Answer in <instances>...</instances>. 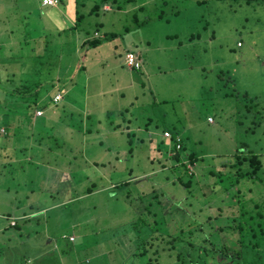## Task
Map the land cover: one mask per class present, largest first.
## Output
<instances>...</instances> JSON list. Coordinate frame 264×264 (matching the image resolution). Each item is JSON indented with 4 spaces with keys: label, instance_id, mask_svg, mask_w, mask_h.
Listing matches in <instances>:
<instances>
[{
    "label": "rangeland",
    "instance_id": "obj_1",
    "mask_svg": "<svg viewBox=\"0 0 264 264\" xmlns=\"http://www.w3.org/2000/svg\"><path fill=\"white\" fill-rule=\"evenodd\" d=\"M76 1L85 14L102 0ZM109 3L63 29L39 0H0V127L10 122L14 138L12 113L19 120L26 108L19 125L34 139L22 161L38 154L32 130H41L38 159L61 171L27 195L32 208L22 200L24 217L6 215L14 205L0 197V264H239L232 162H264V0ZM165 131L183 139L184 161L198 157L191 183ZM7 137L0 130V146ZM140 216L149 222L135 226Z\"/></svg>",
    "mask_w": 264,
    "mask_h": 264
},
{
    "label": "trees",
    "instance_id": "obj_2",
    "mask_svg": "<svg viewBox=\"0 0 264 264\" xmlns=\"http://www.w3.org/2000/svg\"><path fill=\"white\" fill-rule=\"evenodd\" d=\"M200 1L205 2L206 0H200ZM235 1H240L242 3L260 2V0H235ZM109 2L110 0H102L99 3H95V5L92 8H90L85 14L82 12L79 13V10L77 9L76 25L79 26L80 25L79 23L82 22V20H84V17L86 15L93 14V13H95L96 15H99L98 11L101 8V5L103 3H109ZM96 40L97 39H92L91 45L95 43ZM140 69H137V70H140ZM38 84H40V81H37V85ZM49 102H46V105L44 104V106H47ZM7 109L8 108H6V110ZM26 110H27L26 108L25 110L24 109L22 110L23 112H22L21 119L17 120V117L15 119L16 120L15 123L19 127L22 126V125H19V123L22 122V117H24L23 115L26 116L27 114ZM3 113H7V112L5 111ZM9 123L7 125L10 126L11 124ZM7 127L8 126H5L4 133H5V130L7 131L8 129ZM29 127L31 126L29 125ZM129 128L130 127H128V129ZM129 131L130 130L127 131V135L130 137L131 132ZM177 134L178 133H175V135ZM37 135H38L37 142L39 143L40 146L35 147V148L38 149V154H37L38 156L42 154V152L39 149H42L41 145L44 143L45 134L40 131L39 134ZM8 138H9V134L6 139L9 140ZM129 141L131 143L132 141L131 138L129 139ZM179 143L181 144V147L177 149L176 148L177 143L175 140V151L173 152L171 157L173 158L174 162H177V164H179L178 166L181 167L182 171L189 178L188 179L189 183H191L192 177L196 175L199 169L196 164L198 157L194 153H188V156H187L188 159L187 161H184L182 159V156L184 155L182 151L185 149L183 145V139L180 138ZM0 157L8 158V156H5V154L3 153L0 155ZM234 158H235V161L232 162V165L236 169V175H235V180L233 184L235 183L237 186L236 195H237V202L240 204V212H239V216L236 219V221L238 222L236 224L234 223L233 224L234 226L232 225L231 229L237 231L238 240L242 248L243 261H240L239 264H264V199L261 202H259L257 199V197L260 195H263L262 198H264V177L260 175V173L264 169V162L263 160L259 159L257 155L247 156L243 159L241 158L240 155H235ZM245 159L247 160V163H248L247 167L243 166V160ZM210 172L215 174L213 169H211ZM178 177H180L178 178L179 181L182 180L181 174ZM219 180H223V178H219ZM224 188L229 189V187L228 188L224 187ZM243 190H248V191H243ZM242 193H244V197H245L244 199H241L239 197L241 196ZM156 206L157 205L155 204L154 208H152L151 206L147 205L145 215H147V217L150 214H153L152 216L157 215L158 208L155 209ZM144 217L140 216L138 218L139 222L136 224L134 222V225L137 226L142 221L145 224L146 222H149V219L144 218ZM234 219H233V222H235ZM163 221L165 222L163 218H155V222H157L158 224H161ZM19 227H20L19 223L18 224L16 223V225L14 226L15 229ZM69 241L71 240L69 239ZM58 245H59V248H61L60 251L63 253L64 252L66 253L67 247L65 248V246L61 244L59 241H58ZM68 258L70 257L68 256ZM148 264H152V262Z\"/></svg>",
    "mask_w": 264,
    "mask_h": 264
},
{
    "label": "crops",
    "instance_id": "obj_3",
    "mask_svg": "<svg viewBox=\"0 0 264 264\" xmlns=\"http://www.w3.org/2000/svg\"><path fill=\"white\" fill-rule=\"evenodd\" d=\"M62 0H58V2L53 5H46L43 3V0H39V3L41 4L42 10H44V13L48 14L52 19L55 21L59 22L61 27L64 28H69L72 27L76 23V18H77V1L76 0H68L67 3H63L62 6ZM111 6V5H110ZM142 60V59H141ZM143 65V63H142ZM61 92V91H58ZM57 92V93H58ZM3 120H5L8 115L7 113H3ZM14 115V114H13ZM37 115V114H36ZM16 115L14 116V120L16 119ZM16 121V120H15ZM4 122L2 123V126L0 127L1 129H5L4 127ZM18 126V125H17ZM11 126H8L7 134H9V137H11L9 140L5 138V141L2 146H0V155L3 153V149H7L6 147L10 146L11 149L16 150V157L13 159H8L7 157L2 158L0 157V166L2 167V171L0 172V197L1 198H9L10 199V204L14 205V209L11 210L10 212L5 213L8 216H13L17 217L18 219L22 217L24 214L27 215L26 213L23 214L21 213L18 209L19 206L26 205V201L22 200H27L29 198L27 205L30 203V193L34 192H46L48 187L43 185V180L44 179H51L52 176L55 174H52L51 176H48V173L50 170L56 172V176H59L61 174V171L59 168L54 167V164L48 163L46 161H40L38 159V156H33L31 159H28L26 157V160L22 161L21 159V153L25 150L28 149V146L33 143V139L30 136H28L25 132H22L23 127H19L16 131H14V138H12V129L10 128ZM32 127H30L31 129ZM25 129V128H23ZM26 130V129H25ZM27 131V130H26ZM34 135L38 136L39 132L41 130H32ZM18 134H15V133ZM117 130H112L107 134L115 135ZM87 133V129L85 131ZM105 132L100 130L98 132L99 135H104ZM26 137V139H25ZM36 140V139H35ZM11 143H10V142ZM38 141V140H36ZM21 142V143H20ZM29 142V143H27ZM101 143H104V140H100ZM39 144V143H38ZM34 147H36L35 144H33ZM31 148V147H30ZM32 149V148H31ZM38 151V150H37ZM5 154V152L3 153ZM24 154V152H23ZM59 156L63 160H67L70 157H73L74 159L76 158L73 156V154L68 155L67 158H65L64 155L59 154ZM69 157V158H68ZM10 167L12 170H9ZM14 169H17L16 171ZM75 171V170H74ZM72 172V171H71ZM78 170L76 169V174H78ZM36 176V178H33ZM18 195H22L19 197L18 200ZM27 195H30L28 197ZM14 201H18L17 204H14ZM26 205V208H32L33 205L29 204L28 206ZM26 209V211H28ZM17 212V213H16ZM3 213V214H4ZM2 215V214H0ZM24 217V216H23ZM4 220L0 223L1 226H5V224H2ZM26 220H23V223ZM8 222V221H7ZM74 237V236H70ZM69 237V239H70ZM75 239V237H74ZM71 240V239H70ZM73 241V240H71ZM55 244V243H54ZM56 244L59 248L57 237H56ZM61 249V248H60Z\"/></svg>",
    "mask_w": 264,
    "mask_h": 264
},
{
    "label": "built area",
    "instance_id": "obj_4",
    "mask_svg": "<svg viewBox=\"0 0 264 264\" xmlns=\"http://www.w3.org/2000/svg\"><path fill=\"white\" fill-rule=\"evenodd\" d=\"M58 2V0H43V3L44 4H48L50 6H53L55 5L56 3ZM125 62L126 64L130 67V68H135V69H140L142 64H141V61H140V58L138 57V55L133 52V51H128L125 55ZM61 99V96L59 94L55 95L54 98H53V102L55 104H57ZM41 111L42 110H38L36 112L37 116H40L41 115ZM1 132H4V129H1ZM164 135L168 138H173L171 132L169 131H165ZM175 140H176V148L179 149L181 147V144L179 143L180 141V138L179 137H175ZM15 224V222H13V225ZM71 240H74V237H70Z\"/></svg>",
    "mask_w": 264,
    "mask_h": 264
}]
</instances>
